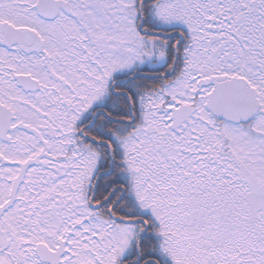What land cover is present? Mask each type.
Returning <instances> with one entry per match:
<instances>
[{
	"label": "snow or ice",
	"instance_id": "6c2138e0",
	"mask_svg": "<svg viewBox=\"0 0 264 264\" xmlns=\"http://www.w3.org/2000/svg\"><path fill=\"white\" fill-rule=\"evenodd\" d=\"M0 264H264V0H0Z\"/></svg>",
	"mask_w": 264,
	"mask_h": 264
}]
</instances>
